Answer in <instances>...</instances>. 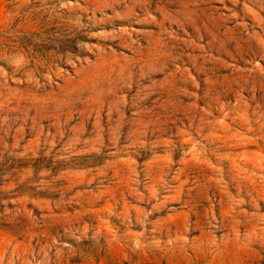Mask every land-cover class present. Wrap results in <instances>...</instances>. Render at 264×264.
I'll list each match as a JSON object with an SVG mask.
<instances>
[{"label": "rangeland", "instance_id": "obj_1", "mask_svg": "<svg viewBox=\"0 0 264 264\" xmlns=\"http://www.w3.org/2000/svg\"><path fill=\"white\" fill-rule=\"evenodd\" d=\"M0 264H264V0H0Z\"/></svg>", "mask_w": 264, "mask_h": 264}]
</instances>
